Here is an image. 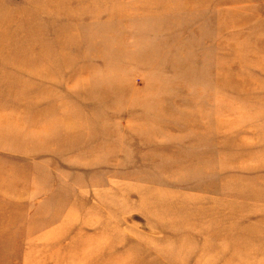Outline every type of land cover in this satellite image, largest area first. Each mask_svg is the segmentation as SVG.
Wrapping results in <instances>:
<instances>
[{"label": "rangeland", "instance_id": "374dc122", "mask_svg": "<svg viewBox=\"0 0 264 264\" xmlns=\"http://www.w3.org/2000/svg\"><path fill=\"white\" fill-rule=\"evenodd\" d=\"M0 264H264V0H0Z\"/></svg>", "mask_w": 264, "mask_h": 264}]
</instances>
